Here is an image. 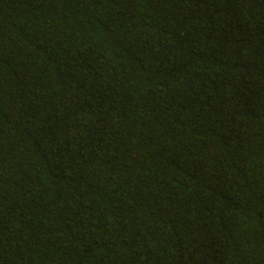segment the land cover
Listing matches in <instances>:
<instances>
[{
    "label": "trees",
    "instance_id": "16d2710c",
    "mask_svg": "<svg viewBox=\"0 0 264 264\" xmlns=\"http://www.w3.org/2000/svg\"><path fill=\"white\" fill-rule=\"evenodd\" d=\"M0 264H264V0H0Z\"/></svg>",
    "mask_w": 264,
    "mask_h": 264
}]
</instances>
